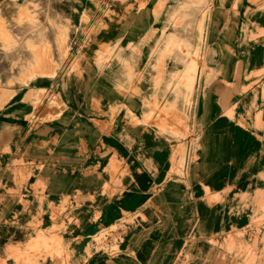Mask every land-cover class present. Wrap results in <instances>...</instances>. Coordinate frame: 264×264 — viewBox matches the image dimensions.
<instances>
[{
	"label": "rangeland",
	"instance_id": "374dc122",
	"mask_svg": "<svg viewBox=\"0 0 264 264\" xmlns=\"http://www.w3.org/2000/svg\"><path fill=\"white\" fill-rule=\"evenodd\" d=\"M190 1L0 0V264H264V0ZM232 33L247 55L221 57ZM187 68L193 94L171 109ZM101 199L128 216L76 232Z\"/></svg>",
	"mask_w": 264,
	"mask_h": 264
},
{
	"label": "bare ground",
	"instance_id": "6f19581e",
	"mask_svg": "<svg viewBox=\"0 0 264 264\" xmlns=\"http://www.w3.org/2000/svg\"><path fill=\"white\" fill-rule=\"evenodd\" d=\"M175 2H179L178 0H173ZM196 2H200L199 0H194ZM112 3L116 6L117 5V2L116 0H112ZM180 4H178L180 7H182L183 5H188L190 6L189 4L191 3L190 0H182L179 2ZM5 8L4 11L7 12V13H12V14H18L20 9L21 8ZM192 9H189V8H186L182 13H186V15H184V17H187L189 19V21H193L194 20V17L192 15H190V13H192L193 11H198V9H195L193 7H191ZM201 10V9H200ZM166 12H171V14H175L177 12L176 9L174 10H170V8H166ZM142 13H147V11L144 9L142 10ZM181 17H183V15H181ZM173 27H175L176 29V22L175 24L172 25ZM201 28H203V24L200 25ZM24 31L26 30H20V29H17L16 30V34L17 35H21L24 33ZM177 32V31H176ZM191 34V32L189 33ZM189 34H186V37L188 38L189 37ZM192 35V34H191ZM175 38L176 35H172V38ZM214 38L213 35H210V37H208V39L206 40H211ZM248 38V36L246 37V34H243L242 33V38H238V39H234V33H232L226 40L225 42H227L228 44H234V46L232 47H228L226 48V54L224 53V50L221 54V57H239V54H244V55H247L248 54V51H249V48H245V41L246 39ZM167 40L171 41V33H170V36H168L166 38ZM225 49V48H224ZM262 55H264V53H261ZM181 62H182V59H181ZM15 68L18 69V70H25V71H28L29 70V67H28V62L26 61H22L20 60L19 62H15ZM150 66V65H149ZM147 66V67H149ZM118 73V71L116 72ZM120 73V72H119ZM178 75V74H176ZM175 75V77H176ZM40 76V74H38V72H32L30 73L29 75H27V77H24V79L22 80L24 82V84H27L29 83L33 78H36ZM181 76L177 83L175 84V87L173 88V90L171 91V96L170 98L168 99L169 101V106L172 107L171 109H177L180 105L178 104L179 103V100L184 97V95H186L188 97V99L190 100L191 99V96L193 94V91H194V84H195V79H196V69H185L184 72L180 75H178V77ZM108 80H110L111 77H106ZM83 80V79H82ZM77 81V79H75V82ZM111 83L117 85L118 84V81H113L111 80ZM170 86V82L168 83V87ZM117 87V86H116ZM150 96H148L147 100L144 99V103L147 102V105L150 103V99L149 98ZM173 105V106H172ZM90 122L94 123L95 125H102L99 121H95V120H91ZM89 122V123H90ZM220 124H223V120H221L219 122ZM20 125V124H18ZM58 125V124H56ZM26 128V131H27V127L29 128V125L27 126L26 124H23V125H20L17 129H21V128ZM62 128H64L63 126H61ZM16 129V130H17ZM43 132H46L47 136L49 135L50 132H52L53 130L51 128H45L42 130ZM36 131H34L35 133ZM42 132V133H43ZM23 133V132H22ZM32 131H29L27 134L24 135V140L27 141V142H30L32 137L35 135ZM44 138V137H42ZM14 139V137H9L8 135V141H12ZM20 138H18V140H15L16 141V144H18L17 141H19ZM71 141V140H70ZM70 141H67L65 139H60V142L64 145L66 144L67 142H70ZM82 140L79 141V144ZM70 147V146H69ZM240 148L242 150H246L244 148H246L244 146V144H242L240 146ZM248 149V148H247ZM100 150V149H99ZM98 150V144H95L93 142V139L92 138H89V148H88V152L87 153H84V154H87L88 157L90 158H94L96 153L99 151ZM60 151V150H59ZM53 151H49V150H43L42 148H40L39 150V154H40V159L43 158L44 154H48V159L50 160L53 156ZM36 153L33 152V154L31 153V158H28V157H24V159L26 160V166L29 167L30 164H33L32 166L38 164L35 162V155ZM43 160V159H42ZM67 164V163H66ZM47 170H48V167H47ZM101 188H103V185L101 186ZM113 190H122L119 186L117 185H114L112 187ZM132 197L127 194V195H123V196H120L118 197V199H116L115 201L117 203H121L123 206H126L127 209H128V206L130 205V199ZM139 201V200H138ZM96 203L93 204V203H89V207L91 206L92 208L90 209H97V210H85V209H78L75 213V219H77L74 227L76 229V232L78 233H82L83 231L88 233L89 232H98V231H102V229L104 228L105 231H107L106 227L107 225H109L108 223H112V224H115V223H121L123 222L124 218L126 216H128L127 214L126 215H122V214H118V212H115L114 209H113V206H108V203L106 202L105 200V204H103V200L101 199L100 201L96 200L95 201ZM141 202V201H140ZM137 203V200H134L131 204L133 205H136ZM95 206V207H94ZM97 207V208H96ZM132 210H134L135 213H137L136 211H141L142 209L140 207H136V208H132ZM91 212H94V215H95V212L96 213V216H98V218H91L90 219V224L88 225V229L86 230L85 229V224L84 222H86L87 218L89 217V215L91 214ZM133 213V214H135ZM62 218V220L64 221V218L63 216H60ZM100 235V234H99ZM97 235V236H99ZM96 236V237H97ZM123 236V235H122ZM126 238V237H125ZM84 246V245H83ZM82 248V247H81ZM81 248H78L81 249ZM80 253L84 254V256L86 258H88V254L89 252H87L86 250H82L80 251ZM75 256L73 255L72 256V259L70 260V262H68V264H81L79 259L82 261V258L80 256H78L79 259H74ZM90 258V257H89ZM91 263L90 264H115V260L111 259L108 257V255H103L99 258H93L91 259L90 261ZM53 264H58L57 261H55ZM121 264H123V261H121Z\"/></svg>",
	"mask_w": 264,
	"mask_h": 264
}]
</instances>
